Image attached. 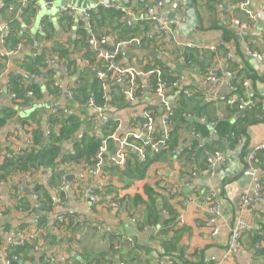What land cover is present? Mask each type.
Returning a JSON list of instances; mask_svg holds the SVG:
<instances>
[{
	"label": "crops",
	"instance_id": "obj_1",
	"mask_svg": "<svg viewBox=\"0 0 264 264\" xmlns=\"http://www.w3.org/2000/svg\"><path fill=\"white\" fill-rule=\"evenodd\" d=\"M30 1L36 7L37 14L33 18L23 20L21 9ZM102 1L104 0H27L25 4H21L18 0H15V3L0 0V5L4 4L13 8L12 12L6 9L0 10V28L14 17L13 19L19 22L18 32L22 37V41L14 50L6 49L4 40L0 38V58H4V69L0 74V163L4 158L28 146L29 134L32 131L40 129L44 137H47L45 133L49 130L48 118L53 114L54 109L59 108H65L69 113L79 114L83 122L73 140L71 139L63 146L65 152L71 150V143L84 134L98 135L101 138V128L105 126L102 124V117L108 122L109 120L117 122V128L111 135L116 145L112 149L107 148L104 155L108 161L115 160L117 151L122 148L121 142L126 137L140 133L145 124L144 111L158 115L155 118L153 130L163 134L158 121L162 113L161 99L148 88V79L151 74L142 72V68L149 62L147 52L135 43H127L130 40L122 34V28L131 29L132 23L139 19H146L145 8L157 1L164 3L161 8L156 9V13L164 19H169L168 15L172 13L171 4L179 3V9L174 12L176 15L174 20L178 22V26L171 35L162 38L154 51H151L157 57L150 56L151 53L149 56L160 60L169 70L176 71L178 73L176 75H179L177 80L181 79L180 88L186 90L189 96L192 95L202 101L200 109L195 104V100L189 103L191 114L187 117L188 125L182 130L178 155L182 150L193 146L198 150L207 141L189 131L194 122L203 124L206 119L228 120L230 123L235 121V116L231 114L228 106L223 102L215 101L216 97L230 96L229 89L225 84L207 81L208 76L217 78L225 75L227 61H222V58H225L228 53L232 54L230 60L239 68H247L250 74L257 77L254 82L247 80L248 84L244 87L242 97L236 99L242 102L240 105L248 102H255V106L259 104L264 116V63L252 59L249 54L255 52L264 55V19L258 23L252 22L235 6L237 1L232 3V0H191L198 25L193 29L192 38L189 40L180 33L178 28L179 24L185 21L183 0H170L169 4H167L168 0H146L144 5H139L137 0H108L128 6L134 16L131 26L126 25V17L122 15L120 18L107 16L102 18L96 10L94 12L96 19L91 21L92 34L97 38L104 37L107 43L99 51L94 50L88 43L83 47L76 45L75 42L80 41V31L85 30L88 33L86 22L78 17L59 14L58 10L70 6L78 10H91ZM249 2V8L253 13L260 12L264 4V0H249ZM48 4L50 6L46 7ZM234 21H238L247 28L234 26ZM44 22L48 25L45 31L43 30ZM150 25V31L157 30V26ZM222 26L237 33L236 40L230 39L225 43ZM183 43L195 44L198 49L194 50L198 56L202 55L203 51L210 52L211 50H206L209 47H215L214 51H216L219 45H223L227 52L225 55L215 56L211 63L208 57L203 60L204 67L210 65L207 68V76L192 63H183L181 59L185 49L181 46ZM108 45L116 46L115 54L104 48ZM56 46L67 51V59L46 57L45 62L51 61V63L46 65L44 62V69H40V73L36 75L23 69L24 64L43 52L46 55L49 51L48 56L50 50ZM87 49L103 66L107 65L99 59L98 55L108 52L115 56V67L133 68L141 72L134 81V93L136 90L139 92L137 95L133 93L132 97L127 94L126 80L116 84L112 77L113 85H116L120 91L118 89L108 94V102L114 100V105L105 106L100 116L89 103L85 114L82 115L80 111L83 110V106L72 96L54 95L48 92L45 86L46 81H52V86L58 83L63 91L72 92L78 85L93 83L95 79H98L99 73L105 74L102 80H98L103 82L102 88L106 86L107 72L112 71H108L107 67L105 71L97 70L90 65L85 55ZM68 61L72 63L71 75L68 73ZM46 70H50L47 76ZM11 74L22 78L20 81L22 89L28 88L33 83L25 80L24 76L28 75L37 84L40 90L39 95L31 98L26 95V92L13 100L6 88ZM211 84H217V86L209 88ZM119 92H122V96ZM76 96L83 101L82 95L77 93ZM174 97H169L172 103ZM92 115H96V123ZM219 141L226 145L225 141ZM263 143L264 117L261 122L248 127L247 137L238 139L230 147H219V150H216L222 155L220 160L222 163L218 162L214 176L209 177L204 172L191 171L192 165L186 156L181 157L180 161L167 158L150 165L142 180L135 181L125 189H122V181L118 175L113 176V180L107 179L102 174L80 179L79 175L85 171L71 166H67L65 170L61 169L64 178L53 187L49 185L48 170L33 177L25 175L9 177L0 182V264H4V261L8 259L9 247L16 246L35 235L34 220L38 215L41 217L43 213L47 231L53 233L54 238L40 235L36 239L37 250L27 253L25 258H21L19 264H46V259L49 258L53 260L52 264H63L62 258L65 261L69 260L71 264H104L110 261L125 264H162L159 263L161 249L158 234L162 223L170 218L164 205L170 208L171 217L174 219L166 238L177 239L175 254L181 252L187 264H264V192L260 201L252 198V205L249 195L254 181L264 178V172L255 166L256 160H253L257 153L254 151L255 148ZM251 169L257 170L255 175L246 176V171ZM65 176H72L74 179L68 182ZM107 184L116 188L119 199L126 197L132 199L138 195L147 203L149 199L145 196L144 189L152 190V199L158 210V225L139 229L137 217L139 212H144V206L136 209V216L129 217L125 207L120 209L117 203L100 202V198L97 197V202L91 204L88 196ZM36 185L41 188L37 193L40 199L45 203L48 200L52 203L49 211L42 212L35 208L32 194ZM209 191L215 193L219 206V214L214 224L217 233L214 236L211 235V227L207 224L209 215L205 196ZM244 191L248 194L246 205L241 202V194ZM237 201L239 204L236 203ZM114 205L119 208L117 209ZM129 206L133 209L132 204ZM59 215H63L64 220L63 228L58 231L52 224L54 221L60 223L57 220ZM238 219L245 221L250 226V230L240 236L234 251L228 259L223 260L229 245L231 228ZM256 237L260 239L255 241Z\"/></svg>",
	"mask_w": 264,
	"mask_h": 264
},
{
	"label": "trees",
	"instance_id": "obj_2",
	"mask_svg": "<svg viewBox=\"0 0 264 264\" xmlns=\"http://www.w3.org/2000/svg\"><path fill=\"white\" fill-rule=\"evenodd\" d=\"M238 0H232V3ZM7 2L15 3V0H7ZM101 17H109L115 18L121 16L119 12L114 9H98ZM21 18L23 20H27L28 18H33L37 14V9L30 1L26 5V7L21 9ZM96 14L93 13L92 20L95 18ZM122 17V16H121ZM14 18V17H13ZM10 18L7 24L10 27L11 34L4 40V47L9 50L16 49V46L22 41V37L19 36L18 32V21ZM147 19H139L137 22L132 23L131 29L122 28L123 36L127 37L129 40L133 38H138L140 40V45L143 50H146L148 56V63L142 68V72L146 73L149 71H153L156 68H159L161 71V81L165 83V92L168 97H174L173 103L170 101L172 108V116L169 121L168 127V139L165 141L164 145L159 147L157 152H154L151 149V144H155L163 140V134L159 132H153L151 135L152 142L150 144H146L145 138H140L138 140H134L129 138L127 141L130 144L128 147H123L122 150L125 153V164L123 167H119L115 164L114 161L106 160L104 156L103 166L101 173L106 176L107 179L113 180V176L118 175V178L122 181V189L128 188L135 181L142 180L148 167L155 162L166 160L167 158H174L177 161L181 160V157L186 156L187 159L190 160L191 163V171L203 172L207 169V158L210 154L214 152H218L219 147H230L235 144L238 139L243 137H247V129L248 127L257 124L263 120V111L262 108L257 104L255 107L251 109H246L243 111L239 110V106L242 103L239 98L242 97L244 88V81L250 80L254 82L257 78L256 75L250 74V70L247 68H239L237 64L233 63L231 60H227V67L225 71H229L232 73V78H230L231 84L236 88L235 96L237 100L234 106H228L231 114L235 116V121L230 123L228 120H214V119H206L205 123L194 122L192 127L189 129L192 133L199 135L202 138H205L207 141L202 145L198 150L195 147H191L190 149L186 148L182 150L178 155L179 142L182 137V130L188 125L187 117L191 114L189 110V103L195 100V104L199 106L201 99H197L194 96L187 97L180 91L179 89H170V85L177 80L179 75H176V71H171L167 68V66L162 63L158 59L151 58L149 53L154 51L158 42L162 40L163 37L156 36V30H151V23ZM47 24H43V30L47 29ZM224 30V42L227 43L230 39L236 40L237 33L231 31L228 27L222 26ZM150 32V33H149ZM91 34H88L84 31H80L79 37L80 41H76V45H80V47L85 46L88 43V39ZM94 36V35H93ZM95 37V36H94ZM97 38V37H95ZM98 39V38H97ZM191 51V52H190ZM220 51V52H219ZM86 58L89 60L90 65L94 66L97 70L105 71V67L100 61L96 60V56L93 57L90 50H86ZM226 50L223 45H219L217 50L212 52L203 51V54L198 56L195 54V50L184 49V54L181 57L183 59V63L193 64L197 69L201 70L203 74H207L208 66L204 67L203 60L208 57L210 63L215 58V56L225 55ZM49 51L47 52V54ZM198 53V52H197ZM45 52L33 58L29 63L24 64L23 69L26 72H30L32 74H39L40 69H44V62L46 57L52 56L57 57L59 59H67V51L62 49L59 46H56L54 49L50 50V54L47 56ZM198 56V57H197ZM206 56V57H204ZM4 58H0V74L4 69ZM71 62L68 61V73L71 75L70 66ZM50 73V70H46V76ZM43 75V73H42ZM112 75V76H111ZM114 76L113 72H107V80L106 87L102 89V81L95 79L91 84H84L83 86L78 85L73 91H69L71 93L70 96L83 106V110L80 111L81 114H85V109L87 104L90 102V98L94 100V109L97 107L103 109L107 105H114V100H110L108 102L107 96L110 93H113L114 90H118L119 88L116 85H113L112 77ZM208 76V74H207ZM206 76V77H207ZM255 76V77H254ZM222 77H225L222 76ZM222 77H217L222 78ZM20 81L22 78L18 75L11 74L8 79V84L10 85V91L16 94L17 97L21 96L20 94L26 93L27 91H32L36 96L39 95V88L37 84H30L28 88H20ZM158 78L155 74H151L148 79V88L151 92L155 93V90L158 86ZM53 82L46 81L45 86L48 92L57 95V89L52 86ZM53 87V88H52ZM20 88V90L18 89ZM109 89V91H108ZM120 91V89H119ZM139 90L135 91V95H137ZM178 92V93H177ZM83 96V101H80L76 94ZM122 96V92H119ZM167 97V98H168ZM123 99V97H122ZM123 105V104H121ZM204 108H202L203 110ZM57 113L52 114L50 118H48L49 131H51V135L44 137L43 132L40 129H36L29 134V145L24 147L16 154H12L9 157L3 159L0 163V182L5 181L9 177H14L17 175H25L27 177H33L34 175H38L42 171H49V185L53 187L57 185L58 181L64 178V173L61 169L65 170L67 166H71L73 168L82 169L84 171L91 169L96 164V154L100 146L102 145V140L107 141V148L112 149L115 146V142L111 139V135L115 132L117 128V122L113 120H109L108 124L102 126L100 138L98 135L89 136L83 135L79 139H75L71 143V150L68 152L63 151V146L69 142L76 132L81 129L83 122L79 118V114L69 113L64 115L61 113V110L56 109ZM84 112V113H83ZM240 113L242 115L240 116ZM154 119L158 117V115L153 114ZM201 117V116H199ZM96 123V115H92ZM208 123H213V131L208 126ZM216 136L218 140H214L212 137ZM219 140L225 141L226 145H223ZM137 148H142L143 150V158L141 159ZM220 153V152H219ZM180 159V160H179ZM253 160H256L255 166L261 169L264 172V151H258ZM179 163V162H178ZM197 163V165L195 164ZM260 192L261 196H263L264 192V178H261L260 181ZM41 188L36 185L34 187V193H39ZM144 194L149 199V203L145 202V200L136 195L132 199L129 197L119 199L117 195V190L113 185H105L101 190L94 191V195L100 198L101 201H109L111 203H117L120 207H125L126 212L129 217L136 216L137 208L140 206H144V212H139V216L137 217V224L140 230L145 227H155L158 225L159 217L158 210L156 208V204L154 199H152V190L148 188L144 189ZM40 198V197H39ZM108 199V200H107ZM41 200V199H40ZM41 211L46 212L52 208V203L50 200L48 202H44L41 200ZM130 204H132L133 209L129 208ZM164 209L170 214V218L166 219L159 231V245L161 252L159 253V263L168 264H187L185 259L181 256V252L176 253V241L175 237L171 239H167L166 235L173 223L174 219L171 217L172 211L169 207L164 205ZM132 211V212H131ZM44 214V213H43ZM39 219L38 226L43 229L44 235L42 237L54 238L53 233H49L47 231L46 220L44 215ZM53 228L56 230H60L63 228V221L61 223H57L56 221L52 224ZM260 238L256 237L255 241H258ZM1 240V238H0ZM36 244V240H27L25 239L22 243H18L16 246H11L8 248L7 258L10 259L13 256H17V261H11L10 264H19L21 258H25L27 253H31L34 251V246ZM114 261L104 262V264H112ZM63 264H71L69 260L64 261Z\"/></svg>",
	"mask_w": 264,
	"mask_h": 264
},
{
	"label": "built area",
	"instance_id": "obj_3",
	"mask_svg": "<svg viewBox=\"0 0 264 264\" xmlns=\"http://www.w3.org/2000/svg\"><path fill=\"white\" fill-rule=\"evenodd\" d=\"M21 4H25L27 0H18ZM164 5L163 1H157L155 4L149 5L145 8L144 11V15L146 17V19L154 26H157V30H156V36L158 37H166L169 36L173 33V30L178 26V22L174 19H164L162 18L159 14L156 13V9L157 8H161ZM50 5L48 4L46 7H49ZM235 6L243 11L248 18L254 22V23H258L263 21L264 19V4L262 6V9L260 12L258 13H253L249 6H250V2L249 0H238L237 3L235 4ZM180 7L178 2H173L170 6L171 8V12L174 13L176 10H178ZM99 8L101 9H114L117 12H119L123 17H126L125 23L128 26H131L132 23V19L134 18V16L132 15V11L129 10L128 6L123 5V4H118L115 2H111L108 0H104L102 1L100 4H98L94 9L91 10H78L77 8L70 6V7H62L60 10H58L59 14L62 15H68L71 17H78L83 19L86 24H87V30L88 33L91 34L89 39H88V44L94 49H99L104 46L107 41L104 37L101 38H95L92 34V27H91V21H92V15L93 13L98 10ZM1 9H6L8 12H12L13 8L10 6H6L4 4L0 5V10ZM233 25L242 29H246L247 27L241 23H239L238 21H234ZM11 34V30L8 24H6L5 26L0 28V38L5 40L7 37H9ZM127 43H135L138 47H141L140 45V40L135 38L132 39L130 41H128ZM125 43V44H127ZM182 47H184L185 49L188 50H194V49H198L197 46L195 44L192 43H183L181 44ZM206 50H211L214 51L215 47H209ZM116 52H114L115 54ZM114 54H109L108 52L105 53H99L98 57L99 59H102L106 65H107V70L108 71H112L114 72V76H113V81L116 82V84H121L122 81L124 82L126 80V82L128 83V88H127V94L129 97L133 96L134 93V81L136 76H138L139 74H141L140 71H137L136 69L133 68H117L114 65ZM250 57L252 59L258 60L261 63H264V55L262 54H258L255 52H250ZM11 55V53L9 54ZM232 58V54L228 53L226 55L225 58H222V61H227L230 60ZM51 61H46L45 64L48 65L50 64ZM147 74H155L156 77L158 78V86L155 90V94L157 96L160 97L161 99V104H162V113L159 117L160 120V124L163 127V140H161L158 143L155 144H151V149L154 152H157L158 148L163 146L165 141L168 139V127H169V121L170 118L173 114L172 112V108H171V104H170V100L169 97L167 98L166 92H165V83L161 81V71L159 68L154 69L153 71H149L147 72ZM105 77L104 73H99L98 74V79L102 80ZM230 78H232V73L229 71H226L225 73V77L222 78H215L213 76H208L207 77V81L211 82V83H217V84H225L226 87L229 89L230 91V96L228 97H216L215 101L217 102H223L225 103L227 106H234L237 102L236 97H235V91L236 88L231 84L230 82ZM181 80V79H180ZM174 81L171 85H170V89H180V91H182V93L184 95H186L187 97L190 95L186 90L184 91L183 89L180 88V83L181 81ZM8 82V81H7ZM248 81L245 80L244 81V87L247 86ZM106 86H104L102 89L104 90ZM6 88L7 91L9 93V96L13 99L16 100L17 96L15 93H13L12 91H10V85L7 83L6 84ZM54 88L57 89V93L59 95H67L70 96L71 93L69 91H63L62 88L59 86L58 83H54ZM0 93H1V89H0ZM178 93V92H177ZM27 96L31 97V98H35V94L30 90L27 91L26 93ZM94 100L90 98V102L89 105L91 107H94ZM255 102H248L247 104H243L239 106V110L243 111L246 109H251L253 107H255ZM59 110H61V113L66 115L68 114V110L65 108H59ZM97 113L100 115H102V109L100 107L96 108ZM57 110L54 109L53 110V114H56ZM143 117L145 119V124L142 126L141 131L139 134L137 135H130L128 137L125 138V140H123L121 142V146L123 147H128L130 146V144L128 143V139H134V140H138L140 138H145L146 139V144H150V142H152L151 139V135L154 132V117L153 115L149 112V111H144L143 112ZM108 123V120H106L104 117H102V124L106 125ZM208 126L212 129V134L215 133V131H213V123H208ZM46 136L51 135V131H46ZM113 138V137H111ZM122 148H120L117 153H116V157H115V164L118 165L119 167H123L125 164V153L122 150ZM138 154L140 156V158H143V150L142 148H137ZM255 152L258 151H264V143L261 145H258L255 150ZM107 152V141L104 140L102 142V145L100 146V148L97 151L96 154V164L94 165L93 168L86 170L85 172H83L82 174L79 175L80 179H84L86 176H100L101 170H102V166H103V161H104V155ZM222 155L219 152H214L213 154H210L207 158V169L204 170L203 172L209 176L212 177L215 175V168L218 164V162L221 160ZM257 170L256 169H251L246 171L245 175L246 176H254L255 172ZM260 183L259 180H255L253 183V187H252V198L255 201H260L261 199V192H260ZM32 197L35 201V208L37 210H40L42 207L41 204V200L39 198V195L37 193H33ZM88 200L91 204L96 203L97 202V196L94 194H90L88 196ZM247 200H248V194L244 191L241 194V202L243 203V205L247 204ZM205 202L208 206L207 210H208V220H207V224L211 227V235H216L217 233V229L214 227L216 218L219 214V206L218 203L216 201V196L215 193L213 191H209L208 194L205 196ZM117 209L119 208L117 205H114ZM39 215L35 218L34 220V226L36 228V232L35 235L30 237L28 240L32 241V240H36L40 235L43 234V229L41 227L38 226L39 224ZM58 222L62 223V221L64 220V216L63 215H59L57 218ZM250 230V226L243 221L242 219H238L235 224L233 225V227L231 228L230 231V240H229V245L228 248L226 250V253L223 256V260L228 259L229 255L234 251L235 247L237 246L238 240L240 238V236L245 233L248 232ZM129 243H131L129 241ZM14 246V245H13ZM12 246V247H13ZM37 246H34V251L37 250ZM18 257L17 256H13L10 259H6L4 261V264H10L11 261H17ZM62 261H65V259H61ZM53 260L51 258L46 259V264H52ZM214 262V261H213ZM112 264H125L123 262H115Z\"/></svg>",
	"mask_w": 264,
	"mask_h": 264
},
{
	"label": "water",
	"instance_id": "obj_4",
	"mask_svg": "<svg viewBox=\"0 0 264 264\" xmlns=\"http://www.w3.org/2000/svg\"><path fill=\"white\" fill-rule=\"evenodd\" d=\"M146 2V0H137V3L139 5H144ZM170 3V0L167 1V4ZM184 3V14H185V21L182 24H179V31L180 33L187 37L189 40L192 38V34H193V29L197 27L198 25V21H197V17H196V13H195V8L193 5V2L191 0H183ZM143 16V15H142ZM176 15H174V13H169L168 18L169 19H175ZM181 19H179L180 21ZM105 49H109L111 52H114L116 46L115 45H108L104 47ZM150 56L152 57H157V55L155 53H151ZM95 73V72H94ZM25 80L27 82H32V79L28 76L25 75L24 76ZM217 86V84H211L209 85V88ZM125 89V88H124ZM159 123L160 120L158 119ZM161 128L163 129V127L161 126ZM214 140H217V137L213 135L212 137ZM73 140V139H72ZM220 163H222V161H220ZM44 174H46V172H44ZM74 179V177H70V176H65V180L68 182H71ZM250 195V203L252 205V194L251 192L249 193ZM237 204H239V201L236 202ZM160 210V208H158ZM40 212L38 211V214Z\"/></svg>",
	"mask_w": 264,
	"mask_h": 264
}]
</instances>
